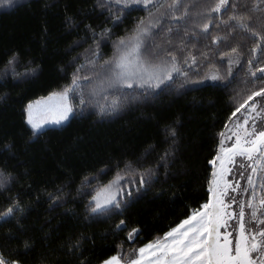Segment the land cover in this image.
Masks as SVG:
<instances>
[{
  "label": "trees",
  "instance_id": "trees-1",
  "mask_svg": "<svg viewBox=\"0 0 264 264\" xmlns=\"http://www.w3.org/2000/svg\"><path fill=\"white\" fill-rule=\"evenodd\" d=\"M237 2L247 4L238 11L251 8V0ZM113 3L12 0L0 5V171L11 174L10 182L0 188V212L12 200L19 205L11 218L0 221V255L9 261L103 264L112 255H127L162 237L208 199L212 167L208 161L216 154L219 133L236 102L252 87L246 83L250 77L245 69L254 40L242 39L248 34L237 31L221 41V47L241 45L244 52L245 65H238L228 77L231 83L228 79L224 84L201 83L215 70L204 63L191 68L196 75L187 82L176 77L152 94L135 88L112 89L101 65L115 55L116 42L147 15L142 5L120 11L122 5L108 6ZM249 15L254 28L264 29V21L256 19L260 12ZM216 24L219 21L210 26L207 39L193 36L195 25L189 13L183 23L172 25L169 35L164 32L169 26L165 18L147 41L148 50L156 45L174 49L183 60L187 53L180 51L179 41L184 40L183 47L196 54L200 63L205 46L213 47ZM106 28L108 33L103 31ZM225 32L220 24L219 34ZM97 45L95 65L85 64ZM13 53L15 75L7 66ZM213 59L221 58L208 51V62ZM79 64H85L81 77H88L81 81L85 106L79 107L77 97L75 112L64 124L34 135L25 120L26 106L69 84ZM114 97L120 107L101 113L99 106L111 104ZM168 128L175 130L174 137ZM169 148L174 151L162 160ZM149 168L155 175L138 191L140 171ZM118 171L123 177L122 207L91 213L90 197ZM121 220L124 224L118 228ZM132 229L136 232L129 239Z\"/></svg>",
  "mask_w": 264,
  "mask_h": 264
},
{
  "label": "snow or ice",
  "instance_id": "snow-or-ice-1",
  "mask_svg": "<svg viewBox=\"0 0 264 264\" xmlns=\"http://www.w3.org/2000/svg\"><path fill=\"white\" fill-rule=\"evenodd\" d=\"M11 3L12 0H0V5ZM133 4L142 5L147 15L140 18L127 37H121L116 42L115 55L102 63L101 68L109 88H135L152 94L176 77H183L187 82L196 75L190 71L191 68L201 67L204 63L210 69H215L208 73V79H228L234 74L236 65H245L241 45L229 47L225 43L221 47V41H227L237 31L248 34L242 35V39L254 40L245 69V76L250 77L246 83L252 87L236 102L229 115V122L225 124L231 135L223 131L219 133L222 139L216 154L208 161L212 167L211 178L207 181V201L164 232L162 237L136 249L134 258L122 261L121 256L112 255L103 264H264V84L257 83L264 80V29L254 28L249 15L250 12H260L261 16L256 19L264 21V0H251V8L247 11L237 10L247 8V4L241 5L237 0H215L214 3L212 0H114L108 6L122 5L120 11H124ZM228 5L232 8L231 12L228 11ZM189 13L195 25L192 35L204 39L209 36L210 26L219 21L216 24L217 34L211 36L213 47L205 46L206 51L200 53L203 57L200 63L197 62L196 54L183 47L184 40L179 41L180 51L187 53L183 60L174 49L156 45L151 51L148 50L147 41L155 35L153 30L162 26L165 18H168L169 26L164 32L170 35L172 25L183 23L189 18ZM113 19L118 17L113 16ZM220 24L226 29L223 35L219 34ZM103 31L108 33L107 28ZM187 32L188 29H185V35ZM98 51L99 45L97 51L92 53V59L86 60L85 64L94 66L98 60ZM208 51L212 52L213 58L218 54L221 59L208 62ZM15 63L16 54L13 53L7 66L12 67L14 75ZM85 64L76 66L71 82L60 91L49 92L47 96L28 103L25 120L34 135L39 134V130L46 124L59 125L69 119L77 107L74 103L77 97L79 107L85 106L81 81H86L88 77L80 75ZM228 83H231L230 79ZM119 107V99L114 97L111 104L99 106V111L114 112ZM238 113L240 116H237ZM233 117L236 119L233 120ZM167 131L172 137L176 134L172 128ZM226 140L231 141L230 145ZM172 151L174 149L171 148L165 150L161 159H166ZM153 175L155 172L151 168L141 170L137 190L144 188ZM10 179V173L5 175L0 171V188L9 183ZM122 179L118 171L108 185L90 197L88 208L91 213H106L122 207ZM131 195L129 190L128 196ZM50 198L57 199L56 196ZM18 208L17 202L12 200L0 212V221L6 222ZM230 221L234 222L230 224ZM123 224L121 220L117 227ZM134 232L136 229L128 233L129 239H132ZM0 264L19 262L15 259L9 261L0 255Z\"/></svg>",
  "mask_w": 264,
  "mask_h": 264
},
{
  "label": "rangeland",
  "instance_id": "rangeland-1",
  "mask_svg": "<svg viewBox=\"0 0 264 264\" xmlns=\"http://www.w3.org/2000/svg\"><path fill=\"white\" fill-rule=\"evenodd\" d=\"M237 66L238 65H236L235 67H234V69H233V72L236 70V68H237ZM211 72V71H210ZM209 72V73H210ZM226 79H217V80H211V79H208L207 78V76L202 80V82L201 83H203V84H224L226 81H225ZM107 81V80H106ZM107 83V82H106ZM166 83H169V82H166ZM165 83V84H166ZM164 85V84H163ZM162 86V85H161ZM243 111V110H242ZM237 116H240V114L238 113L237 114ZM236 119V117H233V120H235ZM68 120V119H67ZM67 120H65L64 122H62L61 124H59V125H57V124H54V123H50V124H46V125H44L43 126V128L41 129V130H43V129H45V128H48V127H57V126H60V125H62V124H64ZM229 122V121H228ZM223 132H225L227 135H231V133L228 131V128H224V130H223ZM222 139V137L220 136V139H219V143H220V140ZM219 143H218V145H219ZM226 143L227 144H229L230 145V143H231V141L230 140H226ZM122 180L120 181V184L122 185ZM108 185V184H107ZM233 207H235V205H233ZM230 224L232 223V221H230L229 222ZM231 228V227H230ZM135 254H137L136 253V251L134 250V251H130L127 255H124V256H122V255H118V256H121V259H122V261L123 260H127L128 258H130V257H132V258H134V255Z\"/></svg>",
  "mask_w": 264,
  "mask_h": 264
},
{
  "label": "flooded vegetation",
  "instance_id": "flooded-vegetation-1",
  "mask_svg": "<svg viewBox=\"0 0 264 264\" xmlns=\"http://www.w3.org/2000/svg\"><path fill=\"white\" fill-rule=\"evenodd\" d=\"M234 221H232V223H233ZM229 231L231 232L232 231V229L231 228H229Z\"/></svg>",
  "mask_w": 264,
  "mask_h": 264
}]
</instances>
